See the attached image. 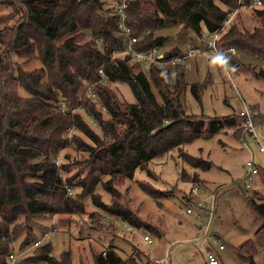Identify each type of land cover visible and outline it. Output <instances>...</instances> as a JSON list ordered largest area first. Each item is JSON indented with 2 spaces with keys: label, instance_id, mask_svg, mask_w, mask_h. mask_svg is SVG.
Wrapping results in <instances>:
<instances>
[{
  "label": "trees",
  "instance_id": "trees-1",
  "mask_svg": "<svg viewBox=\"0 0 264 264\" xmlns=\"http://www.w3.org/2000/svg\"><path fill=\"white\" fill-rule=\"evenodd\" d=\"M114 1L0 0V4L12 5L16 14L10 25L0 27V264H7L11 250L7 238L21 214L31 218L56 211L83 210L82 200L69 199L65 194L69 184L60 173L64 165L53 160L60 149L73 143L77 136L71 131L73 127L94 142V145L85 141L83 144L97 173L130 177L135 167L185 140L214 132L221 126H242L239 112L220 116L187 113L179 99L186 81L177 65L143 66L127 52L112 54L123 43L124 36L114 14L103 16L100 11H111ZM239 6L251 8L247 16L250 26L244 13L241 15L237 10ZM231 10L216 42L246 49L264 60V4L256 7L249 0H127L124 23L129 34L138 36L131 47L146 49L162 42V35L153 34L163 24L161 15L179 20L183 28L200 39L205 31L216 29ZM144 28L147 31L141 33ZM83 33L87 37L76 40ZM12 54L22 60H14ZM35 57L41 61L39 66L23 68L24 61ZM230 57L233 54L228 58L234 62ZM98 68L108 81L126 82L133 101L118 100L99 81ZM170 70L175 78L169 88ZM89 85L97 98L86 90ZM151 85L156 87L158 99ZM19 86L27 94L18 93ZM189 89L199 99L198 84L189 82ZM78 107L93 118L100 135ZM179 155L193 167L209 166L208 161L183 151ZM180 176L183 177L182 172ZM98 181V176L93 178V183ZM103 182L106 189L107 181ZM234 182L241 184L239 178ZM246 197L259 223L252 231L253 237L242 239L236 247L251 263L254 242L264 247V201L255 194ZM187 200H191L190 196ZM92 201L130 225L141 224L128 208L116 201L105 204L93 196ZM28 224L20 243L22 249L32 235V226ZM150 230L157 232L155 227ZM38 260L70 264L69 253L54 257L48 242L39 245L35 255L15 264H37ZM93 261L94 264H130L111 244L95 252Z\"/></svg>",
  "mask_w": 264,
  "mask_h": 264
},
{
  "label": "rangeland",
  "instance_id": "rangeland-1",
  "mask_svg": "<svg viewBox=\"0 0 264 264\" xmlns=\"http://www.w3.org/2000/svg\"><path fill=\"white\" fill-rule=\"evenodd\" d=\"M12 7L6 2L0 4V27L14 21L16 14ZM237 10L241 15L244 13L247 23L251 8L239 6ZM161 17L163 24L153 31L155 35H162L158 49L174 45L181 47L184 43L197 39L188 28L182 27L179 20ZM86 37L83 33L76 40L82 41ZM233 56L230 59L234 60V64L230 65L228 71L235 89L230 86L223 69L216 68L213 61L197 57L188 59L189 63L195 59L198 68H187L182 75L186 84L179 99L187 113L202 116L236 113L241 106L239 99L257 113L264 112V60L242 48H236ZM12 57L16 61L22 60V57L15 54ZM40 64V59L35 57L24 61L22 66L30 69ZM169 72L170 88L175 77L172 70ZM212 77L215 78L213 83L210 82ZM191 81L200 82L203 87L199 99H195L190 92ZM104 83L118 100L133 101L126 82L106 79ZM151 89L158 99L156 87L151 85ZM17 91L27 94L20 86ZM78 108L84 117L86 115L93 130L100 135L101 130L93 118L87 115L84 108ZM101 115L102 118L106 117L104 112ZM255 129L264 139V115H257ZM71 131H75L77 136L73 143L59 150L57 164L64 165L60 168V173L70 189L65 194L69 195V199L82 200L83 210L56 211L31 218H25L22 214L18 216V221L11 227L13 232L7 238L11 247L7 264H15L29 255H35L38 246L46 242L50 243L51 253L56 258H60L63 252H68L70 264H94L93 254L107 244L115 246L118 254L129 260L130 264H159V258H165L166 264H207L203 262L200 239L195 237L194 223L197 220L184 210L186 205H191L192 210H196L187 200L188 191L191 185H199L201 189L198 190V196H204L207 191L203 192L202 184L209 191L216 190L213 225L219 233L222 228L229 233V237L225 235V248L222 250L225 258L218 259L217 264H264V247L256 241L251 263L248 261L249 257L237 252L235 248L236 242L253 237L252 230L259 223L256 212L246 197L251 192H244L241 184L234 182L240 178L242 165L250 156L259 168L252 177L251 186L255 187L257 184L264 188V178L262 182L259 178L261 171H264V152L256 149L246 132L242 133L241 138L240 126H221L214 132H204L185 140L178 147L173 146L150 157L141 167H135L130 177L120 173H97L87 146L83 144V141L93 145L94 142L75 127ZM182 151L208 161L209 166L200 168L189 165L179 155ZM97 176L100 181L93 183V178ZM103 181H107L106 189L103 188ZM87 189L91 192H86ZM262 194L264 201V191ZM92 196L105 204L118 202L128 208L141 224L130 225L119 216L104 211L93 203ZM199 211L203 222L206 215L203 210ZM142 222L146 225H142ZM28 223L32 226V235L22 249L20 243L25 235V228L28 229ZM153 226L158 232L150 230ZM45 230L47 233L43 234ZM143 233L148 234L150 243L143 241ZM36 239H39L38 244H34ZM37 264L47 262L38 260Z\"/></svg>",
  "mask_w": 264,
  "mask_h": 264
},
{
  "label": "built area",
  "instance_id": "built-area-1",
  "mask_svg": "<svg viewBox=\"0 0 264 264\" xmlns=\"http://www.w3.org/2000/svg\"><path fill=\"white\" fill-rule=\"evenodd\" d=\"M127 0H115L111 11H100L103 16L108 15V13H113L117 19V26L119 31L123 34L124 40L123 43L116 48H114L111 53L115 54L118 52H127L130 54V57L134 60L140 61L141 63L148 64L153 63L159 68L163 67H174L177 65L184 71L189 65V58L194 57H204L207 59H215L220 67L223 69L226 79L229 81V84L232 88L235 89V84L231 79L229 69L230 62L228 55L233 54L236 47L232 44L220 45L216 42V39L226 24L227 19L230 17L233 10H231L226 17L223 19L222 23L213 31H205L200 39L190 40L191 42L184 43L181 47H167L164 49H158V45L150 46L146 49H134L131 47V42L137 39V35L129 34L128 26L124 23V5ZM249 3L253 6L260 7L264 4V0H249ZM147 28H144L141 33L146 32ZM264 67V63L262 64ZM99 72V81L104 82L106 80L101 68H98ZM212 81H215V78H211ZM86 90L91 93V95L97 98V95L91 88L87 86ZM241 106L238 109V112L242 115V130L243 133H247L252 139L253 144L255 145L258 151L264 152V139L259 135L255 129V120L257 115H264L263 113H257L253 108L248 104L239 99ZM243 138V137H242ZM58 155L56 154L53 157V160L57 163ZM243 171L240 175V182L244 192H249L251 189V181L253 175L257 172V165L253 162L252 156L245 160L242 165ZM199 185H191L189 188V196L191 200L189 202L194 205L197 210H192L191 205L185 206V212L189 213L194 220H197L200 224V231L198 232L197 237L206 239L216 247H223V243L220 238L212 232L210 226L213 218V199L216 190L208 192L204 196H198ZM70 192L69 186L66 185L65 193ZM208 200V204H207ZM202 209L206 215L205 220L202 222L199 210ZM55 227H53L54 229ZM47 230L43 231V234H46ZM142 239L146 243H150L151 240L147 233L141 235ZM39 239L34 241V244H38ZM204 256L208 263L214 264L217 262V258L213 251L210 248H204ZM159 264H166L165 258L158 259Z\"/></svg>",
  "mask_w": 264,
  "mask_h": 264
},
{
  "label": "crops",
  "instance_id": "crops-1",
  "mask_svg": "<svg viewBox=\"0 0 264 264\" xmlns=\"http://www.w3.org/2000/svg\"><path fill=\"white\" fill-rule=\"evenodd\" d=\"M169 47H171V49H174L175 47H178V46H176V45H174V46H169ZM234 53V52H233ZM197 58H204V57H197ZM206 61H209V60H211V61H213L214 63H215V66H216V68H218V69H220V65H219V63L215 60V59H207V58H204ZM234 64V62H230V65H233ZM232 67V66H231ZM187 68H192V69H194V70H197V68H198V65H197V63H196V61H195V59H194V61H192L191 63H189V65H188V67ZM186 68V69H187ZM185 69V70H186ZM184 70V71H185ZM192 82V81H191ZM193 82H196L197 84H198V88H199V95H200V91L202 90V85L200 84V82H197V81H193ZM210 82H214V81H212V80H210ZM240 108V107H239ZM252 108V107H251ZM236 112H238V109L236 110ZM240 129H241V127H240ZM240 134V136H241V132L239 133ZM241 138H242V136H241ZM261 152V151H260ZM258 170H259V168H258V166H257V172H258ZM256 172V173H257ZM262 173V177H261V174L259 175V178L261 179L260 181L262 182V180H263V178H264V171L262 170L261 171ZM203 186H204V188H203V192H206V194L208 193V192H210V191H213V190H208V188H207V186L206 185H204V184H202ZM199 188L201 189V187L199 186ZM264 191V188L263 187H261L260 185L258 186L257 184H255V187H252L251 186V189H250V194H255V195H259L260 197H261V199H263V194H262V192ZM249 193V192H248ZM205 194V195H206ZM248 195V194H247ZM188 196H189V193H188ZM215 198H216V192H215V194H214V199H213V205H212V209H213V218H212V225L210 226V228H211V230H212V232H214L219 238H220V240L222 241V243H223V247H221V248H218V247H216L214 244H212L211 242H209L208 240H206V239H202V238H200V237H197V235H198V232H199V227H200V224H199V222L197 221L196 223H194V226H195V229H196V231H195V233H196V235H195V237H197L198 239H200V241H199V244H200V247H201V250H202V253H203V262H205V263H207V264H211V263H208L207 261H206V259H205V256H204V248H210L212 251H213V253L215 254V256H216V258H217V262H218V259H220V260H222V259H224L225 258V256L223 255L224 253H222V250L225 248V235L226 236H228L229 237V233H228V231L227 230H225L224 228H222V230H221V233H219L217 230V227H215L214 225H213V220H214V214H215ZM196 210H197V208H196ZM200 210H202V209H200ZM200 212V211H199ZM257 215V214H256ZM201 216V215H200ZM192 217V216H191ZM257 217H258V215H257ZM193 218V217H192ZM258 219H259V217H258ZM218 225H220V224H218ZM224 229V230H223ZM254 229V228H253ZM253 231V230H252ZM158 232V231H157ZM241 241V240H240ZM240 241H238V242H236L235 244V248H236V250H237V252H239L238 251V248L236 247L237 246V244L240 242ZM115 247V246H114ZM240 253V252H239ZM252 256V255H251ZM251 259H252V257H251ZM217 262L216 263H214V264H217Z\"/></svg>",
  "mask_w": 264,
  "mask_h": 264
}]
</instances>
